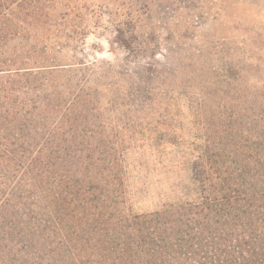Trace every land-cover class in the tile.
I'll return each instance as SVG.
<instances>
[{"label":"trees","instance_id":"16d2710c","mask_svg":"<svg viewBox=\"0 0 264 264\" xmlns=\"http://www.w3.org/2000/svg\"><path fill=\"white\" fill-rule=\"evenodd\" d=\"M71 2L0 0V44L7 35L32 30L37 31L36 42H42L39 29L52 30L60 19L65 23V13L59 20L53 13L59 7L69 12ZM134 12L124 9V19H118L115 28L127 36L122 37L126 48L143 54L146 50L136 36L140 17ZM30 60L0 57V74L9 77L0 80V203L14 208L26 230L20 254L37 257L38 250L48 246L44 242L49 234L60 239L57 258L48 264H264V113H253L257 120L245 121L248 107L233 109L244 91L239 77L229 93L210 97L217 96L215 106L222 110L217 122L206 115L210 93L202 90L199 104L191 107L203 142L197 145L194 168L201 187L197 201L141 214L108 207L89 213L88 220L76 215L77 221H70L72 212L77 213L71 207L75 202L89 200L87 209L90 201L108 198L103 192L111 191L118 159L94 152L101 145L93 139L97 118H91L83 104L85 84L70 77L69 87L59 85L69 89L67 95L37 75L47 66L66 67L51 64L54 61L43 55ZM167 96L163 101L168 110L162 116L169 123L175 106ZM228 104L232 108L226 112ZM45 135L41 152L31 155Z\"/></svg>","mask_w":264,"mask_h":264},{"label":"rangeland","instance_id":"374dc122","mask_svg":"<svg viewBox=\"0 0 264 264\" xmlns=\"http://www.w3.org/2000/svg\"><path fill=\"white\" fill-rule=\"evenodd\" d=\"M124 1L73 0L69 12L59 7L53 13L57 20L65 13V23L60 19L52 30L39 29L42 42H36L37 31L32 30L7 35L0 44L2 59L35 61L43 55L54 61L51 64L66 67L47 66L37 75L67 95L69 89L59 85L69 87L70 77L85 84L83 104L88 115L98 119L93 139L101 146L94 152L118 159L111 191L103 192L108 198L90 201L87 209L89 200L75 202L71 207L77 213L72 212L70 221L76 215L88 220L89 213L108 207L141 214L197 201L201 187L194 168L197 145L203 142L191 107L199 104L202 90L210 93L205 109L211 122H217L222 111L215 106L217 96L211 95L229 93L238 77L244 91L242 97L235 96L239 99L233 109L248 107L245 121L257 120L253 113H264V0H127L122 5ZM124 9L140 17L136 36L146 50L143 54L126 48L122 37L127 36L115 28L118 19H124ZM7 79L8 74H0V80ZM164 94L175 106L169 123L162 116L168 110ZM230 108L228 104L226 112ZM46 138L31 155L41 152ZM80 225L85 227V221ZM24 231L14 208L0 203V264H48L57 258L60 236H45L41 230L39 236L46 237L48 246L39 249L37 257L20 254Z\"/></svg>","mask_w":264,"mask_h":264}]
</instances>
